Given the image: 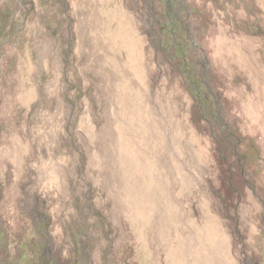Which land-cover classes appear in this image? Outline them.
I'll list each match as a JSON object with an SVG mask.
<instances>
[{"label": "rangeland", "instance_id": "1", "mask_svg": "<svg viewBox=\"0 0 264 264\" xmlns=\"http://www.w3.org/2000/svg\"><path fill=\"white\" fill-rule=\"evenodd\" d=\"M0 264H264V0H0Z\"/></svg>", "mask_w": 264, "mask_h": 264}]
</instances>
